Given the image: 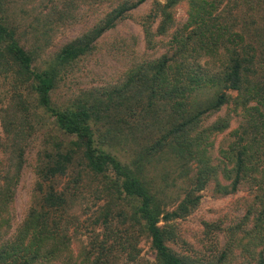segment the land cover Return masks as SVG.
Listing matches in <instances>:
<instances>
[{"label":"trees","instance_id":"1","mask_svg":"<svg viewBox=\"0 0 264 264\" xmlns=\"http://www.w3.org/2000/svg\"><path fill=\"white\" fill-rule=\"evenodd\" d=\"M145 1L45 0L54 15L92 8L96 17L44 68H35V49L18 35L6 0H0V77L12 87L0 100V264H56L62 257L66 264H132L142 235L154 251L146 264H190L167 244L170 222L192 211L199 192L210 186L217 197L255 190L257 214L249 204L241 221L253 216L256 222L237 240L258 246V263L264 264V238L253 232L264 223V0H150L138 19L144 42L147 49L165 50L135 57L111 86L63 103L52 98L59 73L93 52L106 31ZM178 5L183 21L176 18ZM41 113L70 139L52 138L38 153L30 201L13 228L14 191ZM235 118L238 124L230 128ZM226 130L212 155L215 137ZM162 153L184 185L173 209L147 176L154 162L144 164ZM88 174L101 184L93 191L90 222L103 233L94 232L88 245L75 249L78 216L71 209ZM231 251L227 246L213 264H226Z\"/></svg>","mask_w":264,"mask_h":264},{"label":"rangeland","instance_id":"2","mask_svg":"<svg viewBox=\"0 0 264 264\" xmlns=\"http://www.w3.org/2000/svg\"><path fill=\"white\" fill-rule=\"evenodd\" d=\"M44 1L6 0L3 5L8 10L6 13L12 17L14 25L18 29V35L25 39V44L29 43L30 49H35L32 62L35 68H44L45 63L63 43L77 35L96 17L92 8H80L79 11L74 9L72 15H54L55 8L52 2L44 4ZM58 3L60 5V1ZM150 7V0L137 6L131 15L119 21L114 28L106 31L97 40L93 52L66 66L58 75L59 80L52 92L53 100L63 103L83 96L91 90L111 86L122 78L135 57H150L164 51L162 46H159L155 51L147 49L144 42L143 31L138 19ZM176 18L180 21L185 19L184 8L180 5L176 9ZM50 21L52 23L49 24ZM38 37H40L39 40H37ZM11 88L9 79L0 77L1 101L8 99ZM100 91L101 89H99ZM24 92L28 93L26 90ZM223 112L224 110L218 114H223ZM41 115L42 120L35 125L26 148L24 163L20 169L14 191L11 224L13 228L21 221L29 204L35 178L33 169L38 153L52 145V138L70 139L69 136L63 135L57 129L53 118H49L45 113H41ZM215 117L216 115H213L211 119ZM238 121V118L233 119L230 128L236 127ZM227 131L215 137L211 149L212 155L218 154L219 144L223 141ZM2 136L0 121V165L4 160ZM162 154L159 157L152 156L150 162L147 161L144 164L150 167L154 162L155 168H151L154 170L149 169L147 176L153 182L155 190L162 196L166 208L173 209L184 196V185L176 174L177 172L167 164L168 155ZM172 170H174V174H172ZM65 181L66 178L62 183ZM81 185L82 189L80 192L78 190V198L73 201L71 209L74 215L78 216V230L75 232L74 238H71L72 248L75 249L88 245L96 233H103L102 227L94 228L90 222L97 203L93 191L101 188V184L88 174L83 176ZM199 194V202L192 211L186 215L175 216L170 222L172 233L167 244L175 252L185 256L191 262L190 264H213L217 261L220 252L227 246L232 247V251L228 255L226 264H259V247L246 240L245 242L237 240L242 236L240 230L247 233L251 230L252 224L256 222L253 216L248 217L246 224H242L241 221L249 204L257 214L259 206L252 203L255 190L247 192L244 189H239L233 194L217 197L213 195L212 186H210L201 190ZM208 223L219 226L210 228ZM253 232L257 239L264 238V223L261 229H255ZM62 258V260L57 259L55 263L66 264L67 259ZM152 261H154V251L150 246L149 238L143 235L138 236V256L132 264H146V262Z\"/></svg>","mask_w":264,"mask_h":264}]
</instances>
